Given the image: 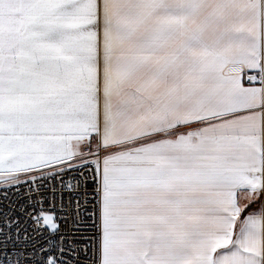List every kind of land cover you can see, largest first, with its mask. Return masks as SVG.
Listing matches in <instances>:
<instances>
[{
  "label": "snow or ice",
  "instance_id": "obj_1",
  "mask_svg": "<svg viewBox=\"0 0 264 264\" xmlns=\"http://www.w3.org/2000/svg\"><path fill=\"white\" fill-rule=\"evenodd\" d=\"M0 264H264V0H0Z\"/></svg>",
  "mask_w": 264,
  "mask_h": 264
}]
</instances>
